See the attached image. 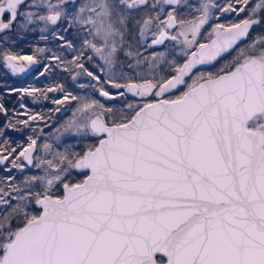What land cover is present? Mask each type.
<instances>
[{"label": "snow or ice", "instance_id": "6c2138e0", "mask_svg": "<svg viewBox=\"0 0 264 264\" xmlns=\"http://www.w3.org/2000/svg\"><path fill=\"white\" fill-rule=\"evenodd\" d=\"M240 3L0 0L4 44L13 29L19 35L43 24L44 33L65 21L72 38L53 35L75 55L67 62L52 56L65 71L99 82L83 62L98 57L104 83L124 89L121 97L185 89L174 99L127 103V111L71 96L80 106L57 129V141L67 138L63 150L31 135L18 145L12 168L23 172L26 162L38 172L17 180L6 168L0 178V264H264V0ZM215 9L246 18L208 31ZM141 48L163 50L144 55ZM225 56L231 59L215 73L197 71ZM0 58L13 74L27 70L19 61L40 63L9 49ZM49 70L43 65L40 75ZM0 111L7 115L3 104ZM18 124L28 120L5 127ZM5 151L0 164L17 149Z\"/></svg>", "mask_w": 264, "mask_h": 264}, {"label": "rangeland", "instance_id": "374dc122", "mask_svg": "<svg viewBox=\"0 0 264 264\" xmlns=\"http://www.w3.org/2000/svg\"><path fill=\"white\" fill-rule=\"evenodd\" d=\"M52 3H56L57 0H51ZM82 2V0H77V3ZM193 3H199V0H192ZM215 2L218 5H224L227 0H215ZM258 0H250V3L252 5H254L255 3H257ZM237 7H242L243 4H237ZM41 14H47L46 12L42 11ZM230 15V13H220L219 9H215L214 10V16L213 19L210 21V24L205 26L207 28L208 31L211 30L210 25L214 24V23H221V24H225L226 26L229 24L228 23V16ZM219 17V19L217 20L216 17ZM235 18L233 21V23L235 22H239L241 19L246 18V13L244 14V16H237V14H235ZM231 24V23H230ZM67 25V22L65 21H61L59 22L57 25L53 26V25H49L48 29L44 32L41 33L40 32V28L44 27L43 24H39L36 26H32L35 30L34 33L37 35L36 38V43L37 45L32 46L33 50L32 52H26V53H19V43L17 42L18 40L14 39V36H16L15 33V29H13V31L11 33H8L9 36H11L12 39H10L8 41L7 44H4L3 42H0V51L4 50V49H9L11 50L13 53L19 54L21 56H25V55H33L35 58H37L40 63H38V67L35 68L34 73L35 76L30 77L29 79L26 80V83L22 81V83L25 84V86H22L20 88H36V89H40V86L37 87V83H39L38 77L40 76V72L43 71V65H45L43 59H41V55L43 54H49V55H60L62 57V52L61 51H57V50H52V48L50 49H45L43 46V43L45 42V39H41V36H46L47 38L49 37H54L53 33H56L57 35H63L64 31V27ZM31 31V30H30ZM29 32V31H27ZM26 33V32H24ZM207 33L205 32V35ZM255 34V32L253 33ZM17 37V36H16ZM15 41L14 43L12 41ZM174 42H168L167 46H173ZM40 48H44L45 52L40 53L38 51V49ZM153 50L159 51V50H163L162 48H156V49H148L147 51H145L143 48H141V51L144 53V55H148L149 53H151ZM177 51H179V47H177L176 49ZM67 52H72L71 50H66ZM88 55H92V53H88ZM232 55H235V53H233ZM50 61H57L52 59V56H50ZM231 59V56H225V58L223 60H221L218 64L214 65V66H210V67H206L205 69H200L198 70V72H203V73H207V72H213L215 73L216 71L219 70V68L228 60ZM0 61L2 62V58H0ZM19 62H24V61H19ZM182 62V61H181ZM85 67L88 68L90 71L93 72L94 75L100 77L99 82L96 80H93L91 77L87 76L85 73L80 72L79 69H73V73H72V77L70 82L68 83V85H66L69 89L68 92L64 91L61 92L60 89H58V85H54V83L52 84L54 78H52L50 76V73L46 76V78L44 77V81H40V83H42L41 85H43L42 88V93L41 92H37L38 94H42V96L45 95L46 96H58V98H56L55 100H60L62 101V103H59V107H56V111L57 109H59V111H57L54 115V117L52 119L46 117L49 115L44 116V113H48V108H43L41 109L40 106L36 105L34 106L33 102L35 101L34 96L37 95V93H33L32 95H28L27 93H19V97L21 98V100L23 101V103L19 100L18 104H17V112L15 113L14 116V121L9 122V123H16V121L18 120H28V126H24V125H17L16 129L13 128H8L7 133L9 134H15L16 136H18V141H19V145H27L28 143V136H33L34 138L39 136V139L37 141L38 145H42L45 142L48 143H52L54 146H59L60 150H63V145L67 142V138L66 137H61L60 141H57L55 139V137L57 136V129H59L61 127L62 124H64L66 121L70 120L73 118V112L76 111V109L80 106V101L79 100H72L71 96H76L79 98H87V99H96L99 100L102 104L105 105V107H115V108H123L125 111H127L126 105L127 103H133L136 105H143L144 103H147L149 101H151L152 99H155L153 96H151L148 99H137L135 97H130L127 96L125 94L124 97H121L118 95L119 92H122V89H116L114 87H112V85L110 83H104V81L107 79V77L105 76L104 73H102L100 71V67L99 65L102 64V61H99V58L97 57L94 61H89L84 63ZM168 71H170V69L165 68V71L162 72L161 74H166ZM49 72V71H48ZM76 73H80L79 75H76ZM132 74V73H130ZM76 75V79L73 80V76ZM134 75V74H132ZM34 81V82H33ZM118 82L123 83V80H119ZM189 83H191V80L188 81ZM81 85H83V87H81ZM103 87L104 90L109 91L110 94H112L113 96L116 97V99H112L111 101H104L101 97H99V89ZM49 88L55 89L54 91H47ZM185 89L183 86H181V88L173 93V94H168L165 96V98L167 99H174L176 96H179L181 94V92H183ZM14 93V92H13ZM65 93H70L71 95L68 97V99H65ZM49 94V95H48ZM22 96V97H21ZM32 101V102H31ZM37 101V100H36ZM23 104L24 107L21 108L20 105ZM36 111H35V108ZM39 110V111H38ZM47 111V112H45ZM44 112V113H43ZM30 115H36L37 118L35 120H29L28 117ZM52 115V112H51ZM77 115H79V113H77ZM53 116V115H52ZM40 117H43V119H41ZM8 119L12 120V117L8 116ZM36 124V123H40ZM8 123V124H9ZM7 128V127H6ZM19 129V130H17ZM32 129H35L36 131L33 132ZM19 131V132H18ZM14 135V136H15ZM20 147L17 150V152L15 154H13V156L9 157V161H6V163L4 165H0L1 168L0 170L2 171L3 175L5 176L6 173V168L7 169H12V175L15 176L17 178V180L22 179L23 176L28 175V174H33V173H37L38 170L31 168L30 166L27 165V163H25V170L23 172H20L18 169H14L12 168V164H11V160L14 158L15 155H17L20 151ZM7 152H4L3 149H1L0 146V155H7ZM35 155L41 156L43 155L42 151H37L35 153ZM50 158V157H49ZM19 162V161H18ZM82 179V178H81Z\"/></svg>", "mask_w": 264, "mask_h": 264}, {"label": "trees", "instance_id": "16d2710c", "mask_svg": "<svg viewBox=\"0 0 264 264\" xmlns=\"http://www.w3.org/2000/svg\"><path fill=\"white\" fill-rule=\"evenodd\" d=\"M233 3H235V0H233ZM240 4H243L242 3V0H241V3ZM236 16L233 15V13H230V15L228 16V23H233L232 20H234ZM72 30H69V32H64L63 35L68 38V39H71L72 38ZM16 34V33H14ZM17 36V37H16ZM14 36V39L18 40L17 42L19 43V53H26V52H32L33 48L32 46H35L37 45L36 43V34L34 33L33 30L29 31V32H26V33H20L19 35H16ZM23 37V38H20V37ZM62 43V41H59L57 40L56 38H53V37H49L47 39H45V42L43 43V47L45 49H50L52 48V50H57V51H61V49L59 48V45ZM77 47L79 48V44H77ZM62 53V59L67 62L69 60H72L73 56L75 55L74 52H67L66 50H63L61 51ZM50 56H53V55H49V54H43L41 55V59H43L44 63L49 65V72H45L44 75H40L38 77V80H39V83H37V87L40 86V89L42 90L41 86L43 87V85H41L42 83H40V81H44V77L46 78V76L50 73V76L52 78H54L52 84L54 83V85H58V89L59 86L63 85V88H64V91L68 92L69 89L66 85H68V83L70 82L71 80V77H72V73H73V70L71 71H65L64 70V67L65 65L64 64H61L60 61H50ZM84 63L86 62H89L87 60V58L85 57V59L83 60ZM37 74V73H35ZM35 74L33 75H30L26 78H23V79H19L17 77H13L11 76L2 66L1 64V61H0V104H3L4 105V108L7 110V115L4 114V112L0 111V129H3V131L5 132V136L3 137H0V146H1V149H3L4 152L5 151V148L6 147H11V148H16L17 150L19 149L18 145H19V141H18V136H15L13 134H9L7 133V130L8 128H6L5 126L9 123V122H12L14 121V116H15V113L17 112V104L19 102V100L23 103V101L21 100V98L19 97V92H11L10 89H13V88H20L22 86H25L24 83L22 84H17L18 82H25L26 83V80L29 79L30 77H33L35 76ZM34 82V81H33ZM64 91H61V92H64ZM21 95V93H20ZM49 95V94H48ZM37 96V97H36ZM22 97V96H21ZM34 97H36L35 101L33 102L34 106L35 104L40 106L41 109L43 108H48V113H44V116L46 115H49V116H46L50 119H52L55 115V113L57 112L56 111V107H59L58 104L56 103H53V101L58 98V96H42V94H38L35 95ZM37 100V101H36ZM32 102V101H31ZM35 108V107H34ZM35 111H36V108H35ZM39 111V110H38ZM47 112V111H45ZM51 112H52V115H51ZM8 116L9 117H12V120L8 119ZM40 122V121H39ZM36 124H39L41 125V122L40 123H36ZM19 132V131H18ZM4 139H7L8 140V145H3V140ZM1 168V166H0ZM4 175L2 173V171L0 170V178H2ZM83 177H80L78 176L77 179H81Z\"/></svg>", "mask_w": 264, "mask_h": 264}, {"label": "water", "instance_id": "95a60500", "mask_svg": "<svg viewBox=\"0 0 264 264\" xmlns=\"http://www.w3.org/2000/svg\"><path fill=\"white\" fill-rule=\"evenodd\" d=\"M19 63V62H18ZM19 64H23V65H25L26 66V71H24V72H17L16 74H13L12 73V71H11V69H9V68H7V67H5V68H7L8 70H9V72L12 74V75H14V76H17V77H24V76H26L27 74H29L31 71H32V69H34L36 66H37V64H35V65H27V62L25 61L24 63H19ZM4 66H5V64H4ZM209 66H211V65H201V66H198V68H204V67H209ZM181 88V87H180ZM179 88V89H180ZM178 89V90H179ZM123 91H125L124 89H122ZM178 90H173V91H171V92H169L168 94H173V93H175V92H177ZM168 94H166V95H168ZM99 97H101L104 101H111L112 99H110L109 97H104V96H102L101 94H100V92H99ZM126 95L127 96H130V97H135V98H137V99H148V98H150L151 96H148V97H138V96H134V95H132L131 93H126ZM155 99H153V100H151V101H149V102H155V100H157V99H164L165 97H160V98H156V97H154ZM141 106H143V105H141ZM6 162H4V164H5ZM26 163V162H25ZM4 164H0V165H4Z\"/></svg>", "mask_w": 264, "mask_h": 264}, {"label": "flooded vegetation", "instance_id": "af4514ba", "mask_svg": "<svg viewBox=\"0 0 264 264\" xmlns=\"http://www.w3.org/2000/svg\"><path fill=\"white\" fill-rule=\"evenodd\" d=\"M244 14H245V13L241 12V13H240L239 15H237V16H244ZM233 15H235V13H233ZM66 26H67V25H66ZM66 26H65V27H66ZM65 27H64V28H65ZM72 31H74V30H72ZM24 62H25V61H24ZM24 62H19V63H24ZM1 64H2L3 68H4V69H5V70H6L11 76H13V77H17V76L12 75V74L9 72V70H8L7 68H5L3 59H2ZM211 66H212V65H211ZM37 67H38V64H37V66H36L35 68H37ZM209 67H210V66H209ZM35 68L32 69V71H31L29 74H27L26 76H24V77H17V78H19V79H23V78H26V77H28V76H30V75L35 74V73H34ZM205 68H206V67H204V68H198L197 71L200 70V69H205ZM17 84L20 85V84H22V82H20V83L18 82ZM152 100H153V99H152Z\"/></svg>", "mask_w": 264, "mask_h": 264}]
</instances>
